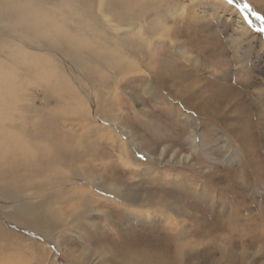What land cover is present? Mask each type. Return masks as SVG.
Segmentation results:
<instances>
[{
  "label": "rangeland",
  "instance_id": "rangeland-1",
  "mask_svg": "<svg viewBox=\"0 0 264 264\" xmlns=\"http://www.w3.org/2000/svg\"><path fill=\"white\" fill-rule=\"evenodd\" d=\"M173 2L193 3L188 16L170 20L169 32L156 37L150 60L138 64L125 58L117 87L112 75L94 65L99 83L113 80L106 91L118 116L108 120L104 111L93 117L85 104H77L85 114L77 122L72 115L77 101L59 105L51 96L58 68L54 54L21 45L22 39L31 43L33 30L37 35L32 38L73 37L74 29H62L60 20L53 29L38 31L36 15H47L49 21L52 6L26 17L16 10L0 25L5 34L0 33V48H11L4 75L8 84L0 91V121L25 117L29 109L30 116L43 112L45 119L53 116L69 130L73 122L74 133L84 125L81 146L86 152L81 151L79 167L88 179L84 185L64 182L60 187L58 181L67 176L52 172L57 179L52 189H72L89 198L84 219L56 232L53 240L21 225L4 226L0 245L14 242L21 250L0 246V264H178L177 247L182 249L181 264H242V249L246 264H264V0H106V7L115 22L124 23L134 10L145 13ZM36 4L25 0V6ZM61 10L62 17L71 14ZM74 38L68 48L76 52L78 42H84L88 53L89 39ZM29 56L52 61L45 69L27 62L22 76L14 65ZM75 56L71 51L65 58ZM4 76L0 74V81ZM35 116L31 125H36ZM112 125L123 133L112 131ZM189 132L195 143L188 140ZM12 136L2 140L17 138ZM78 205L58 211L61 218ZM7 210L0 209V216ZM4 228L15 236H6ZM226 247L234 255L223 259L218 250ZM149 255L155 257L150 263Z\"/></svg>",
  "mask_w": 264,
  "mask_h": 264
},
{
  "label": "bare ground",
  "instance_id": "bare-ground-1",
  "mask_svg": "<svg viewBox=\"0 0 264 264\" xmlns=\"http://www.w3.org/2000/svg\"><path fill=\"white\" fill-rule=\"evenodd\" d=\"M35 1H37V6H25V0H0V25L2 26L8 22L11 19L10 14L14 16L16 10L20 11L21 17H26L29 13L36 11L37 8L41 10L42 7L52 6L48 9L49 15L52 16V19L50 18L49 21L53 20L54 23H48L49 21L46 19L47 15L42 19L37 14L36 19L39 23L36 26L38 31L53 29L55 24L58 23L57 20L61 21L58 23V26H62V29L65 26L69 33L72 28L74 29L73 34H71L73 37L64 36L62 40L57 35H52L55 38L49 37L47 39L32 38V36L37 35V32L35 30L29 31L28 38L31 40V43L24 41L26 39H22L21 45H24L26 49L32 52L54 54L53 59L57 61L58 68L55 71L56 88L54 90L55 85L53 84V94L51 96L59 105H63L69 101L74 105V101H77L72 111V115L75 116L77 122L80 120L79 116L85 115L77 104H85L93 117L100 114L101 111H104L103 113L104 115L106 114L107 120L114 118L116 114L118 116V113L114 112V101L106 91L113 80L110 83V79L106 78L107 81L103 79L106 82L102 81L103 83H99L102 79H97L94 74L100 71L94 65L99 64L103 72L112 75V79H114L113 83L117 87L119 79L124 73L125 58L133 59L138 64L150 60L148 54L155 47L156 43L154 44V42H156V37L167 33L168 24L169 26L171 24L170 20H174V18L180 19L185 15L188 16L189 6L193 4L182 5L181 3L173 2L168 8L155 7L152 10L148 9L145 13L134 10V15L130 16L129 22L117 23L108 13L110 11L106 7V0H63L68 2L65 3L66 6L64 4L53 6L44 4L40 0ZM61 8L69 11L71 14L62 17L65 13L63 14ZM62 22L66 23L63 24ZM73 24L76 25L73 26ZM69 27L72 28L69 30ZM98 30L107 33H102L100 36ZM3 31L0 33L5 35ZM245 33L243 32V34ZM78 36L81 37V40L89 39L91 47L88 46V53L83 51L86 49L84 42H78L77 48L80 49H77L76 52H73L75 49L72 50L71 46L68 48L69 45L67 43L76 42L74 37ZM96 36H100V46H98ZM239 40L238 37L235 42ZM2 47L0 49L6 54L5 56L0 55V58L6 59V62L0 61L1 77L7 75V66L10 62L7 56L11 51L10 45L4 44ZM262 48H264L263 45L261 46V50ZM71 51L76 56L71 60H67L65 55H69ZM85 58H89V60H85ZM51 61V59L46 61L39 56H29L23 62L14 66L19 68L23 76L24 66L27 62L35 63L41 69H45ZM116 77H118L117 80H115ZM145 81L148 83V79H145ZM5 84H8L6 76L0 81V91L3 90ZM63 85L68 88L66 89ZM65 108L66 106H64ZM0 109L2 108L0 107ZM32 112L36 111L32 110ZM33 116H30V110L27 109V116L25 117L18 118L13 116L9 120L2 118L0 121V149L2 150V155H0V209H8L7 212L1 213L0 232H2L4 226L8 225L10 227L9 224L14 223L15 225H21L32 230L31 232L37 233L47 240L50 238L53 240L56 232L59 233L62 229L67 231L70 226L82 221L84 215L87 213L86 208L89 205L88 197H84L85 195H81V193L80 195H75L72 189L69 191L63 190V192L60 190L53 191L52 189V183L57 181L53 177L52 172H60L62 175L67 176V180L58 181L59 186L60 183L64 182L68 184L72 183L71 185L85 184L88 177L80 170L79 163L83 160L81 158V151L86 152L81 146L84 144L86 133L84 134L82 131L84 125H80L79 131L74 133L72 128L76 124L70 122L69 130L59 119L53 116L48 118L49 120L45 119L43 112L35 116L36 125H31L30 123L34 122ZM14 118L20 122L12 120ZM88 118L89 115L87 116ZM118 128V126H113L111 129L120 133L121 129ZM13 134L16 135V139L13 138L10 141L2 140V136L13 137ZM188 140L195 143L196 137L193 138L189 132ZM101 159H104V156L99 160ZM47 186L51 188L49 189ZM80 192L86 194L83 190ZM117 196L115 192L112 195L113 198ZM78 201L79 205L75 206L76 208L71 212H66L65 215L68 217L62 219L60 216L62 213L58 211H64L63 209L67 205H73V203H77ZM118 203L121 202L118 200ZM5 231L6 236H15L12 231L7 229ZM0 246L2 249H5L7 246L8 250L10 247L17 246L16 249L21 250V248H18L21 244L14 242L10 246L6 243ZM230 248L226 247L218 250L223 259L234 255V252ZM175 252L174 259L178 264H181L182 249H178L177 247ZM141 254L144 257L143 254L146 253L141 252ZM246 254L247 251L245 249H242L238 253L242 264H246ZM148 257L150 260H148V263L155 258L150 255Z\"/></svg>",
  "mask_w": 264,
  "mask_h": 264
},
{
  "label": "snow or ice",
  "instance_id": "snow-or-ice-1",
  "mask_svg": "<svg viewBox=\"0 0 264 264\" xmlns=\"http://www.w3.org/2000/svg\"><path fill=\"white\" fill-rule=\"evenodd\" d=\"M229 3H231V0H228Z\"/></svg>",
  "mask_w": 264,
  "mask_h": 264
}]
</instances>
